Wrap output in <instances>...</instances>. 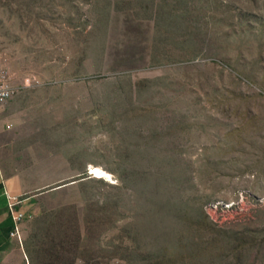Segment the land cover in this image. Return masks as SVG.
<instances>
[{"label": "rangeland", "instance_id": "374dc122", "mask_svg": "<svg viewBox=\"0 0 264 264\" xmlns=\"http://www.w3.org/2000/svg\"><path fill=\"white\" fill-rule=\"evenodd\" d=\"M111 1L0 0L9 165L69 166L24 242L67 234L76 264H264V0H150V20Z\"/></svg>", "mask_w": 264, "mask_h": 264}, {"label": "crops", "instance_id": "0c3cea01", "mask_svg": "<svg viewBox=\"0 0 264 264\" xmlns=\"http://www.w3.org/2000/svg\"><path fill=\"white\" fill-rule=\"evenodd\" d=\"M136 1L113 0L111 1V9L121 11L120 6L122 4L124 9L128 11V3L138 7L135 4ZM146 2L148 3L146 9H149V7L150 9L147 10L148 15L143 18L150 20L156 6L154 2L152 3L154 6H152L150 0ZM116 6H119V9H115ZM140 7L145 8L144 5ZM15 105L17 103L13 100L0 105V264H30L28 255L24 250V240L27 237L23 221L25 215L27 217L36 215L33 204L35 193L63 183L68 179L69 171L68 161L62 157L59 158V165L57 166L56 161L46 164L49 167H46L45 170L47 175L40 179H37L36 170L31 166L9 165L15 157L19 156L16 153L19 146L14 145L13 142L21 117L17 113ZM27 155L33 158L32 161H37L35 151L30 150ZM52 170H55L54 178ZM63 185L65 184L59 186L63 187ZM57 187L55 188L58 189ZM18 212L23 214L24 218L16 224L14 215ZM15 227L17 228V236L12 237L11 233Z\"/></svg>", "mask_w": 264, "mask_h": 264}, {"label": "trees", "instance_id": "16d2710c", "mask_svg": "<svg viewBox=\"0 0 264 264\" xmlns=\"http://www.w3.org/2000/svg\"><path fill=\"white\" fill-rule=\"evenodd\" d=\"M162 18L163 17H160V20H162ZM153 53L154 50L152 51V55L150 58L151 61ZM156 209L163 211L162 207L159 204L157 205ZM47 235L48 234L46 232H41L40 234V237L43 236V238H39L38 241L42 247H30L29 242H26L24 244V250L26 252V255H28L30 259V264H76L77 259H74L72 260V262H70V260L66 256V254L68 253H70V255H74V253L69 250V247H62L65 242L63 240L64 238H66L67 234L64 235L63 239L59 241L58 244L55 243L53 238L51 239L49 235L48 240H50V242L46 241ZM77 245H79V243H77ZM36 254L38 255V259L35 258Z\"/></svg>", "mask_w": 264, "mask_h": 264}, {"label": "built area", "instance_id": "2783aa9c", "mask_svg": "<svg viewBox=\"0 0 264 264\" xmlns=\"http://www.w3.org/2000/svg\"><path fill=\"white\" fill-rule=\"evenodd\" d=\"M19 92V87H17L13 82V76L10 71L5 68L1 59H0V105L10 101L16 94ZM88 174L93 175L90 173V169H88ZM24 215L21 213H16L14 215V221L16 224L20 223ZM12 237L17 236V228H14V231L11 233Z\"/></svg>", "mask_w": 264, "mask_h": 264}, {"label": "bare ground", "instance_id": "6f19581e", "mask_svg": "<svg viewBox=\"0 0 264 264\" xmlns=\"http://www.w3.org/2000/svg\"><path fill=\"white\" fill-rule=\"evenodd\" d=\"M89 169L91 170V173L97 174L95 175L97 178H108L109 179L111 177V174L108 173L106 170H104L103 167L99 165H89Z\"/></svg>", "mask_w": 264, "mask_h": 264}, {"label": "water", "instance_id": "95a60500", "mask_svg": "<svg viewBox=\"0 0 264 264\" xmlns=\"http://www.w3.org/2000/svg\"><path fill=\"white\" fill-rule=\"evenodd\" d=\"M72 183H74V182H71L70 184H72ZM63 186H65V185H63ZM60 187H62V186H58L57 188H60Z\"/></svg>", "mask_w": 264, "mask_h": 264}]
</instances>
